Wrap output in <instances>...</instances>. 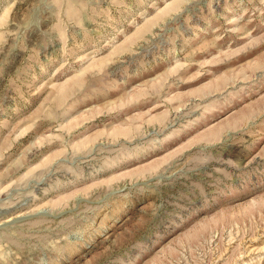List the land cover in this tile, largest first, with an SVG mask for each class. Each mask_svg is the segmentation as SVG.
I'll return each mask as SVG.
<instances>
[{
    "label": "rangeland",
    "instance_id": "obj_1",
    "mask_svg": "<svg viewBox=\"0 0 264 264\" xmlns=\"http://www.w3.org/2000/svg\"><path fill=\"white\" fill-rule=\"evenodd\" d=\"M0 264H264V0H0Z\"/></svg>",
    "mask_w": 264,
    "mask_h": 264
}]
</instances>
